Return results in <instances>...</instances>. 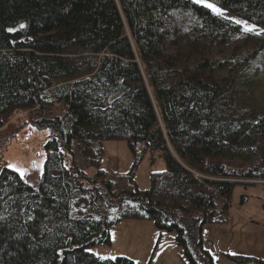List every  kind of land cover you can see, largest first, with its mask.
<instances>
[{"label": "trees", "instance_id": "16d2710c", "mask_svg": "<svg viewBox=\"0 0 264 264\" xmlns=\"http://www.w3.org/2000/svg\"><path fill=\"white\" fill-rule=\"evenodd\" d=\"M209 1L264 29V0ZM263 48L194 0H0V128L25 112L24 126L45 133L36 185L9 167L0 141V264H135L90 250L123 217L175 231L189 264H215L203 224L227 219L234 184H264V106L247 110L235 86L255 87L243 67ZM119 139L138 158L163 155L148 188L133 182L136 157L130 187H113L102 148Z\"/></svg>", "mask_w": 264, "mask_h": 264}, {"label": "rangeland", "instance_id": "374dc122", "mask_svg": "<svg viewBox=\"0 0 264 264\" xmlns=\"http://www.w3.org/2000/svg\"><path fill=\"white\" fill-rule=\"evenodd\" d=\"M194 1L206 6L212 5L213 7H208L213 11L217 9L215 13L233 20L244 30L264 38L263 28L222 9L209 0ZM241 53H244L243 50L240 51ZM243 69L244 74L248 76V84L255 87L246 89L236 79L238 99L250 101L244 106L247 110H253L250 107L253 106L254 100L264 106V48L251 59V63H245ZM56 109L55 112L58 111ZM24 114L25 112L17 113L12 120L0 128V141L7 140L3 145L1 156L8 165L22 170L19 173L27 182L36 185L45 160V151L39 138L44 137L45 133L38 132L35 127L24 126L23 120L27 118ZM102 150L101 164L108 175H114L112 181L115 189L130 187L125 176L130 172L135 157L137 163L132 177L133 182L140 189L149 187L152 171H163L166 168L165 159L159 150H148L138 158L125 139L106 140ZM75 153L76 155L79 153L76 148ZM87 172L93 175L95 169L88 166ZM195 173L201 174L198 171ZM249 179L252 183L233 185L225 221L208 220L203 224V246L212 256L215 264H231L229 254H248L264 258V184L255 180L259 178ZM98 204L102 208L101 212L107 217L112 218L116 215L117 211L113 208H105L100 202ZM82 212H89V208L82 209ZM80 213L77 207L72 208V214ZM109 233L110 243L93 245L90 247L93 253L102 257L124 255L132 259L135 264H189L183 246L176 240L175 231L160 229L152 219L123 217L115 221Z\"/></svg>", "mask_w": 264, "mask_h": 264}, {"label": "built area", "instance_id": "2783aa9c", "mask_svg": "<svg viewBox=\"0 0 264 264\" xmlns=\"http://www.w3.org/2000/svg\"><path fill=\"white\" fill-rule=\"evenodd\" d=\"M55 103H56L57 107H59V106L61 105V103H60L59 101H56V100H55ZM143 147H144V146H143L142 144H139V145H138V148H139V149H142Z\"/></svg>", "mask_w": 264, "mask_h": 264}, {"label": "snow or ice", "instance_id": "6c2138e0", "mask_svg": "<svg viewBox=\"0 0 264 264\" xmlns=\"http://www.w3.org/2000/svg\"><path fill=\"white\" fill-rule=\"evenodd\" d=\"M209 7H213L212 5H208ZM214 11H218L217 9H214ZM20 27H24V25H21ZM13 29H10V31H12ZM9 167H13L12 165H9ZM17 171H21L22 172V170H19V169H17Z\"/></svg>", "mask_w": 264, "mask_h": 264}, {"label": "crops", "instance_id": "0c3cea01", "mask_svg": "<svg viewBox=\"0 0 264 264\" xmlns=\"http://www.w3.org/2000/svg\"><path fill=\"white\" fill-rule=\"evenodd\" d=\"M104 143V142H103ZM104 167V166H103ZM105 169V168H104Z\"/></svg>", "mask_w": 264, "mask_h": 264}, {"label": "bare ground", "instance_id": "6f19581e", "mask_svg": "<svg viewBox=\"0 0 264 264\" xmlns=\"http://www.w3.org/2000/svg\"><path fill=\"white\" fill-rule=\"evenodd\" d=\"M259 182H261V181H259Z\"/></svg>", "mask_w": 264, "mask_h": 264}]
</instances>
